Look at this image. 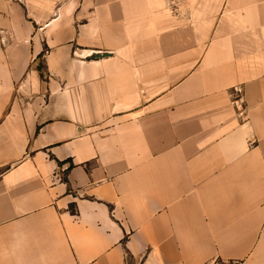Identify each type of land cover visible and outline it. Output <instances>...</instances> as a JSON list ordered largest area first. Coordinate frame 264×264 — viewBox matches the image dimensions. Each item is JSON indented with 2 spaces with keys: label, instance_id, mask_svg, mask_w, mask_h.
Instances as JSON below:
<instances>
[{
  "label": "crops",
  "instance_id": "obj_1",
  "mask_svg": "<svg viewBox=\"0 0 264 264\" xmlns=\"http://www.w3.org/2000/svg\"><path fill=\"white\" fill-rule=\"evenodd\" d=\"M12 7L0 264H264V0Z\"/></svg>",
  "mask_w": 264,
  "mask_h": 264
},
{
  "label": "rangeland",
  "instance_id": "obj_2",
  "mask_svg": "<svg viewBox=\"0 0 264 264\" xmlns=\"http://www.w3.org/2000/svg\"><path fill=\"white\" fill-rule=\"evenodd\" d=\"M16 1L0 0V26H5L8 13L13 15L12 6ZM219 1L221 0H161V4L167 6V9L173 12L178 20L184 21L185 23H193L198 17H208V21L211 22L217 15L215 6ZM201 4L206 9H200Z\"/></svg>",
  "mask_w": 264,
  "mask_h": 264
},
{
  "label": "built area",
  "instance_id": "obj_3",
  "mask_svg": "<svg viewBox=\"0 0 264 264\" xmlns=\"http://www.w3.org/2000/svg\"><path fill=\"white\" fill-rule=\"evenodd\" d=\"M232 106L240 118L245 117L246 110V101L244 97L243 88L241 86H235L232 90ZM214 264H225L223 262L217 261ZM228 264H235L233 262H229Z\"/></svg>",
  "mask_w": 264,
  "mask_h": 264
},
{
  "label": "trees",
  "instance_id": "obj_4",
  "mask_svg": "<svg viewBox=\"0 0 264 264\" xmlns=\"http://www.w3.org/2000/svg\"><path fill=\"white\" fill-rule=\"evenodd\" d=\"M42 68H43V66L40 64L39 66H38V70L40 71V72H42ZM41 77L43 78L44 76H43V74H41ZM74 212V211H73Z\"/></svg>",
  "mask_w": 264,
  "mask_h": 264
},
{
  "label": "water",
  "instance_id": "obj_5",
  "mask_svg": "<svg viewBox=\"0 0 264 264\" xmlns=\"http://www.w3.org/2000/svg\"><path fill=\"white\" fill-rule=\"evenodd\" d=\"M91 57V56H90Z\"/></svg>",
  "mask_w": 264,
  "mask_h": 264
}]
</instances>
